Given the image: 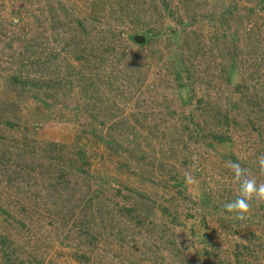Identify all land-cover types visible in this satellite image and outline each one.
Returning a JSON list of instances; mask_svg holds the SVG:
<instances>
[{
  "label": "rangeland",
  "instance_id": "obj_1",
  "mask_svg": "<svg viewBox=\"0 0 264 264\" xmlns=\"http://www.w3.org/2000/svg\"><path fill=\"white\" fill-rule=\"evenodd\" d=\"M262 154L264 0H0V264H264Z\"/></svg>",
  "mask_w": 264,
  "mask_h": 264
},
{
  "label": "clouds",
  "instance_id": "obj_2",
  "mask_svg": "<svg viewBox=\"0 0 264 264\" xmlns=\"http://www.w3.org/2000/svg\"><path fill=\"white\" fill-rule=\"evenodd\" d=\"M257 166L259 174L264 176V154L257 157ZM229 167L232 179L238 186V194L233 200L226 202L223 209L235 214L237 219L243 220L253 201L264 203V181L258 182L241 163L229 162Z\"/></svg>",
  "mask_w": 264,
  "mask_h": 264
},
{
  "label": "water",
  "instance_id": "obj_3",
  "mask_svg": "<svg viewBox=\"0 0 264 264\" xmlns=\"http://www.w3.org/2000/svg\"><path fill=\"white\" fill-rule=\"evenodd\" d=\"M135 41H136L137 43L141 44V43L144 42V38H143L142 36H137V37L135 38Z\"/></svg>",
  "mask_w": 264,
  "mask_h": 264
},
{
  "label": "trees",
  "instance_id": "obj_4",
  "mask_svg": "<svg viewBox=\"0 0 264 264\" xmlns=\"http://www.w3.org/2000/svg\"><path fill=\"white\" fill-rule=\"evenodd\" d=\"M11 79H12L13 81H16V79H14V78H11ZM13 81H12V82H13ZM110 83H111V82H110ZM22 84H24V83L22 82Z\"/></svg>",
  "mask_w": 264,
  "mask_h": 264
}]
</instances>
